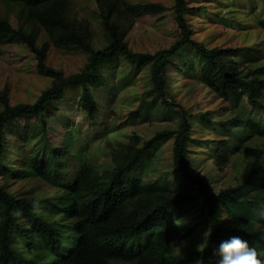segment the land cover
I'll use <instances>...</instances> for the list:
<instances>
[{
	"label": "trees",
	"instance_id": "trees-1",
	"mask_svg": "<svg viewBox=\"0 0 264 264\" xmlns=\"http://www.w3.org/2000/svg\"><path fill=\"white\" fill-rule=\"evenodd\" d=\"M6 1L17 4L21 14L44 29L48 40L39 45L37 31L15 28L7 18L0 17V44H26L36 57L38 73L50 77L52 84L33 103L10 105L8 89L2 92L0 177L38 179L58 189L54 196L27 197L15 194L0 180V264H184L185 260L174 251L180 227L173 213L186 209L191 220L197 213L208 232L206 248L195 251L191 255L193 260L203 257L209 264L213 248L232 237L246 240L264 259V229L255 226V219L264 224V196L254 191L264 188V154L260 161L251 163L242 183L218 192L212 190L209 182L191 170V125L186 111H182L177 129L157 131L147 140L134 135L129 142L119 144L113 152L114 167L103 171L89 161H80L77 168H71L72 154L66 146L42 151L35 148L32 154L22 149L21 167L3 164L6 136L13 122L18 118H43L50 106L64 98L66 88L81 89L80 104L87 115L94 117L100 108L92 90L106 84L101 66L118 55L122 54L131 65L150 66L154 95L133 110L131 117L148 114L150 105L160 99L165 105H173L174 100L167 99L166 70L175 65L173 59L185 47L197 57L199 75L208 88L224 99L241 97L249 105V111H235L219 129L225 133L241 129L240 143L250 135L264 136V118L253 114L264 112V66L242 72L236 66L242 48L210 47L194 39L185 14L203 8L189 7L187 0H176L173 7L181 37L154 53L135 51L125 39L138 18L168 9L161 3L95 0L108 41L103 48L96 49L91 22L73 13L74 0ZM51 46L63 51L80 49L88 53V61L81 71L66 75L47 63ZM198 116L210 120L208 111ZM42 127L45 130L44 122ZM170 137H174L176 189L131 176L142 156ZM223 208L232 217H224ZM21 220L26 221V226H21ZM195 220L191 221V229L200 230ZM11 229L19 240L11 242Z\"/></svg>",
	"mask_w": 264,
	"mask_h": 264
},
{
	"label": "rangeland",
	"instance_id": "rangeland-1",
	"mask_svg": "<svg viewBox=\"0 0 264 264\" xmlns=\"http://www.w3.org/2000/svg\"><path fill=\"white\" fill-rule=\"evenodd\" d=\"M124 1L158 2L168 8L160 14L137 19L125 39L133 50L154 53L170 47L181 37L182 30L173 9L176 0ZM187 4L203 8L185 14L194 39L210 47L242 48L236 65L242 72L264 66V0H187ZM72 10L75 15L91 22L95 35L93 46L103 48L108 41L95 0H74ZM0 17L7 18L15 28L37 31L39 45L48 40L46 31L21 14L20 7L13 2L0 0ZM88 58V53L80 49L63 51L51 46L47 63L69 75L81 71ZM173 60L175 65L166 70L167 99L174 100L173 105H165L160 99L150 105L148 114L131 117L133 110L154 95L150 66L131 65L122 54L118 55L114 61L101 66L106 84L92 90L100 108L94 117L87 115L80 104L81 89L66 88L64 98L50 106L43 118H18L13 122L6 136L3 164L21 167L24 160L22 149L32 154L35 148L42 151L53 146H66L72 154L71 168H77L80 161H89L103 171L114 167L113 152L119 144L129 142L134 135L147 140L157 131L177 129L182 111H186L191 125L188 155L192 172L202 176L216 192L242 183L250 172L251 163L263 158L264 136L250 135L240 143L241 129L225 133L219 128L235 111L237 114L241 110L249 111V105L241 97L224 99L208 88L199 75L200 63L189 47L182 49ZM36 64V57L26 44H0V97L8 89L10 105L35 102L52 84L50 77L38 73ZM262 99L264 101V96ZM3 108L0 99V111ZM207 111L210 120H202L198 114ZM253 114L264 118V112ZM173 146L174 137L159 142L142 156L131 176H140L145 182L159 181L168 184L169 189H176L178 178L174 173ZM0 180L7 183V188L15 194L27 197L54 196L58 189L38 179L0 177ZM254 191H260L264 196V188ZM223 214L232 217L226 208H223ZM173 215L180 227L179 236L173 243L175 253L185 260L184 264H206L203 257L197 260L191 257L195 251L206 248L208 238H204L207 231L202 227V219L197 213L193 215L198 230L191 229L192 220L187 209ZM2 217L0 204V221ZM21 226H26V221L21 220ZM255 226L264 229L261 219H255ZM10 236L11 242L19 240L13 229Z\"/></svg>",
	"mask_w": 264,
	"mask_h": 264
},
{
	"label": "clouds",
	"instance_id": "clouds-1",
	"mask_svg": "<svg viewBox=\"0 0 264 264\" xmlns=\"http://www.w3.org/2000/svg\"><path fill=\"white\" fill-rule=\"evenodd\" d=\"M208 233L204 234L207 239ZM209 264H264L255 247H250L246 240L240 237H232L223 241L218 247L213 248Z\"/></svg>",
	"mask_w": 264,
	"mask_h": 264
}]
</instances>
